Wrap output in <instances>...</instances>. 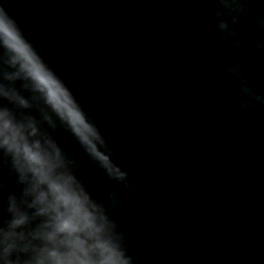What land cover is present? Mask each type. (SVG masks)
<instances>
[{"label": "water", "instance_id": "obj_1", "mask_svg": "<svg viewBox=\"0 0 264 264\" xmlns=\"http://www.w3.org/2000/svg\"><path fill=\"white\" fill-rule=\"evenodd\" d=\"M111 1L0 0L18 17L28 35L43 54L51 59L50 63L67 79L69 86L89 110L97 105L103 106L106 95L112 94L116 88L122 94L124 107L136 108V110H128L130 119L119 122L125 127L129 124V120L136 126L145 125L143 129L147 130V134L146 136L142 134V138L138 140L130 139L123 143L120 156L125 162L130 160L127 166L131 169L133 182L138 186L135 191L141 194L136 201L141 202L150 197L149 190L164 187L167 177L170 183L173 182V179H177L179 171L188 169L191 163H195L196 152L192 151L195 144L194 136L189 133L188 137H185L184 132L191 124L186 123L187 118L190 117L191 122L195 123L196 109L193 116L188 105L184 103L186 98L192 100L193 91L198 85L197 73L206 74L208 79L217 76H221L222 79L226 77L225 65L214 58L210 46L222 43V46H225L222 48L226 49L230 45L218 38L213 21L211 34L198 31L199 29L191 30L187 40L183 41L179 49L171 56H164L161 59L162 66H165L164 70L159 72L155 70V73L149 74L153 77L145 79L142 93L137 89L138 86H132L127 81L121 85L118 74L112 69L109 70V79L105 82L95 80V82H87L86 85H78L76 75L79 77V72L56 58L57 50H62V47L54 45L50 48L48 40L56 43V37L64 40L65 37L69 39L76 35L86 37L102 30L108 31L112 37L103 40L98 47L99 51L96 49L98 36L84 41L83 45L88 43L102 56L115 53L116 58L121 59L123 63L129 62L137 50L129 44H124V41L118 38L120 34L116 33V30L122 32V29L115 30L108 22V18L112 19L114 16H111L114 8V5L110 6ZM126 2L134 5L130 7L133 13L144 14L143 11L147 10L141 5V1L126 0ZM201 4L202 0H177L175 10L183 12L188 8L194 18L200 15ZM102 6L105 7L101 10ZM135 6L143 9L134 8ZM94 7L100 11L96 12L99 14L95 16L92 12L95 11ZM129 14L131 13H126V16L128 17ZM52 26L53 29L50 28ZM93 26L101 30L93 29ZM128 31L129 29L126 33ZM238 31L249 55L259 57L262 64V70L256 66L259 61L246 66L244 71L248 83L253 88L264 91V56L259 54V50L252 44L253 38L260 35L257 26L249 20H242L238 25ZM84 55L87 58L93 57L88 52ZM107 64L110 65L108 62ZM116 66L124 68L120 64ZM203 66L208 68L202 70ZM177 68L180 72H177ZM98 71L99 69L89 70L86 73L92 76ZM95 77L97 79V76ZM234 91L236 92V85ZM233 98L234 96L230 97L228 94L210 97L203 108L206 116L199 120H203L204 128H212L205 134L211 144H208L207 149H201L198 145V149L203 150L199 155L204 157L208 151L211 156L216 157L213 168L217 170L213 171L211 176L204 177L205 179L210 177L207 180L210 183L206 185H212L216 191V199L209 209L204 202L201 203L204 204L202 206L197 201L190 200L191 205L190 202L186 204L187 200L182 199L183 204L180 208L177 207L179 203H174L173 206L176 208L171 212L183 215L174 222L169 219L168 223H165L160 220L157 210L152 206L141 212L144 215L134 211L135 206L138 205L134 202V196L125 198L126 193L122 194L130 207L126 209L122 207L120 222L123 228L128 230L127 233L129 232V246L140 264H222L225 259L227 261L223 264H264V146L256 143L254 139L257 133L264 134V118H262L264 114L250 110L243 117H238ZM174 99L177 105L172 110L168 103ZM218 106L224 109L223 120L217 118ZM174 112L179 118L176 121ZM211 118L216 119L212 122ZM200 129L198 127V130ZM175 131L181 133H178L177 137L185 145L181 146L178 152L170 151L167 154L165 145L167 142L172 144ZM61 142L70 150H76L71 137L67 134L61 137ZM143 143L147 144L140 145ZM217 149L226 152L225 160L220 158L223 156ZM202 157L199 158L203 159ZM1 183L7 185L8 182L4 179ZM224 238L233 241L236 251L232 252L222 240ZM228 251L231 253L230 256Z\"/></svg>", "mask_w": 264, "mask_h": 264}, {"label": "clouds", "instance_id": "obj_2", "mask_svg": "<svg viewBox=\"0 0 264 264\" xmlns=\"http://www.w3.org/2000/svg\"><path fill=\"white\" fill-rule=\"evenodd\" d=\"M231 51L236 115L264 114V91L248 83L238 25L249 20L264 52V0H202ZM255 8V11H253ZM224 119V109H216ZM264 118V116H262ZM71 137L70 150L61 137ZM256 143L264 146V134ZM93 169L95 171H93ZM0 264H140L120 222L137 189L131 169L89 109L0 2Z\"/></svg>", "mask_w": 264, "mask_h": 264}]
</instances>
